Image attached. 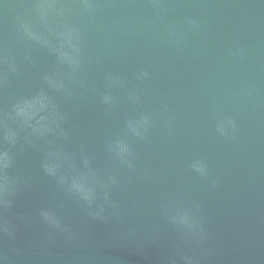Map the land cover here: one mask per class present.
<instances>
[{
	"label": "water",
	"instance_id": "water-1",
	"mask_svg": "<svg viewBox=\"0 0 264 264\" xmlns=\"http://www.w3.org/2000/svg\"><path fill=\"white\" fill-rule=\"evenodd\" d=\"M0 264H264V0H0Z\"/></svg>",
	"mask_w": 264,
	"mask_h": 264
}]
</instances>
